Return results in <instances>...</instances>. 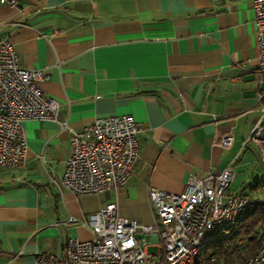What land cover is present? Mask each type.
Segmentation results:
<instances>
[{
	"label": "crops",
	"instance_id": "crops-1",
	"mask_svg": "<svg viewBox=\"0 0 264 264\" xmlns=\"http://www.w3.org/2000/svg\"><path fill=\"white\" fill-rule=\"evenodd\" d=\"M254 1L0 2V42H12L22 66L49 75L39 84L59 105V122H23L24 165L0 168V264H36L68 239L91 240V229L70 217L110 202L152 225L150 187L181 193L190 175L231 163L244 183L255 180L259 154L249 137L264 83ZM123 114L141 126L132 177L117 191L75 195L62 185L70 129Z\"/></svg>",
	"mask_w": 264,
	"mask_h": 264
},
{
	"label": "built area",
	"instance_id": "built-area-1",
	"mask_svg": "<svg viewBox=\"0 0 264 264\" xmlns=\"http://www.w3.org/2000/svg\"><path fill=\"white\" fill-rule=\"evenodd\" d=\"M0 2L17 5V0ZM254 11L257 73L264 83V0L254 1ZM47 80L44 70L20 64L10 40L0 42V168L24 165L28 149L24 121L59 122L58 103L46 98L39 84ZM70 130L72 152L62 177L65 188L81 196L117 191L127 184L140 150L137 135L141 126L132 115L100 117L82 129ZM249 141L256 145L259 164L264 167V105ZM235 177L231 163L217 174L190 175L181 193L150 187L152 225L121 216L116 202L103 205L85 219L70 217V222L91 229L93 238L68 239L60 254L40 253L36 264H206L209 247L256 208L255 201L242 192H229ZM139 234L153 237L152 244L159 246L157 254L148 252L147 241ZM234 264H264V242L255 254Z\"/></svg>",
	"mask_w": 264,
	"mask_h": 264
},
{
	"label": "trees",
	"instance_id": "trees-1",
	"mask_svg": "<svg viewBox=\"0 0 264 264\" xmlns=\"http://www.w3.org/2000/svg\"><path fill=\"white\" fill-rule=\"evenodd\" d=\"M249 193L264 186V182L255 179ZM256 208L234 229L224 231L204 255L206 264L240 263L255 254L264 242V201L255 200ZM215 257V260H212Z\"/></svg>",
	"mask_w": 264,
	"mask_h": 264
},
{
	"label": "rangeland",
	"instance_id": "rangeland-1",
	"mask_svg": "<svg viewBox=\"0 0 264 264\" xmlns=\"http://www.w3.org/2000/svg\"><path fill=\"white\" fill-rule=\"evenodd\" d=\"M254 160V159H253ZM259 160V159H258ZM253 167L257 169V171L259 172L257 174V176L254 178V179H257V180H261L264 182V167L261 166L258 163H254L253 164ZM245 174H238L237 176V172H236V178L235 180L231 183L229 189L231 190V192H239V191H242V190H246L247 193L250 192V189L252 187V185H254L255 183H253V181H248L247 183H244L245 182ZM250 197L251 199H253L254 201L256 200H259V201H264V186H261L260 188L256 189L255 191L252 192V194H250ZM139 237H142L143 239H146L147 241V244H148V252L150 254H157L158 251H159V246L158 245H154L151 243V237L150 235H145V234H142V235H138ZM210 248V247H209Z\"/></svg>",
	"mask_w": 264,
	"mask_h": 264
}]
</instances>
